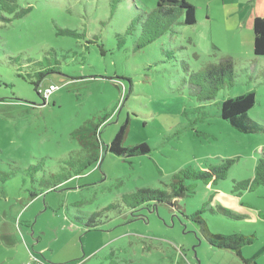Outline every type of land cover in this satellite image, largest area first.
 <instances>
[{"label":"rangeland","instance_id":"obj_1","mask_svg":"<svg viewBox=\"0 0 264 264\" xmlns=\"http://www.w3.org/2000/svg\"><path fill=\"white\" fill-rule=\"evenodd\" d=\"M217 1L215 18L227 23L219 9L236 0ZM16 2L9 12L0 0V264H242L232 252L209 246L188 218L205 204L200 217L211 234L255 236L242 249L244 258L264 247L258 217L264 187L236 186L253 178L264 155V68L249 78L235 70L229 89L205 101L208 86L203 83V93L192 87L198 80L192 72L220 57L204 51L200 27L177 23L136 49L140 33L130 26L157 0H119L112 15L110 0ZM185 2L201 16L209 0ZM233 28L213 23L206 42L242 68L238 58L251 54L237 52L250 50L251 42ZM49 85L57 88L43 104L35 87ZM248 90L256 93L248 117L261 129L243 134L219 118V106L226 94ZM126 122L123 146L143 144L148 154L125 160L87 150L73 135L87 123L101 124L104 149ZM90 154L98 161L84 167ZM228 159L233 165L225 180L186 182L194 192L175 207L150 204L131 218L127 196L145 188L168 191L180 170ZM216 206L241 218L208 210ZM94 213L100 215L87 232ZM255 260L264 264V252Z\"/></svg>","mask_w":264,"mask_h":264},{"label":"trees","instance_id":"obj_2","mask_svg":"<svg viewBox=\"0 0 264 264\" xmlns=\"http://www.w3.org/2000/svg\"><path fill=\"white\" fill-rule=\"evenodd\" d=\"M6 2L8 5H4V7L9 12H14L18 9L16 0H6ZM118 3L119 0H110L109 10L111 11V15L116 10ZM29 10V8L20 10L15 13V17L23 16L27 14ZM0 11H2L1 7ZM134 19L136 21L135 23H132L130 27L135 29L134 26L136 24L137 28L135 31H139L140 33L136 49H141L149 43L156 41L177 23L184 26H194L196 24L195 8L186 4L185 0H157L155 9L148 11L140 10L139 14L135 16ZM62 32L66 35H70L69 31ZM252 33V57L247 62H245V60L239 61L240 63H245L242 68H240V66L238 67L237 64H235L236 62H232L230 57H225L217 64H207L205 67L203 66L204 68H199L197 72H192L191 76L198 79L196 82L190 84L192 87L199 89L200 93H203V83L208 86L209 91L205 94V101H213L219 92H225L229 89L228 81L234 80L235 77L238 76L235 70L242 71L243 74L249 78V74H255L264 68V14L263 16L253 19ZM101 53L104 54L103 51H101ZM194 55L197 57L196 54ZM54 88L56 90L57 87L54 86ZM44 90L40 91L37 89V86L35 87V91L42 99L43 104L46 103L52 95L51 94L48 99L43 98L42 92ZM55 90L53 92H55ZM255 98L256 93L254 90H248L247 92L238 95L226 94L225 98L221 99L219 106V118L227 122L239 133L252 134L258 132L261 129L259 125L248 117V112L255 104ZM100 125L101 124L94 125L87 123L85 126L77 129L73 135H75L78 139L80 145L87 150L89 149L90 151H93L101 148L102 152L106 151L111 155L122 157L125 160L149 153V148L143 144L134 147L123 146L127 122L120 126L111 142L103 149L99 140ZM97 161V157L90 154L84 167L90 165L91 163H96ZM232 165L233 160L228 159L222 161L219 166L210 167L205 170H194L193 168L188 167L180 170L172 177V183L168 191L153 190L149 188L140 189L137 190L136 193L127 196L123 202L133 213L131 218H139L140 216L134 215V213L143 210L144 207L149 208L150 204L153 205L154 210L156 209L157 204L167 203L170 206L175 207V201L177 199L183 198L189 194L191 195L194 192V186L186 185V182H201L204 185H215L217 182L225 180ZM236 186L240 190L246 192H251L256 187H264V155L257 161L254 167L253 178L241 181L237 183ZM233 194L234 192H231V195L234 196V198L239 199V196H235ZM31 196L35 197V194L32 193ZM239 204L241 205L240 201ZM206 206L207 205L205 204L202 210L196 211L188 218L200 225L202 229L201 231L209 246L232 252L240 259L242 264H257L255 258L261 252H264V247L249 258H244V251H242L244 247L252 245L255 242L256 237L253 235L245 236L242 234H211L207 230L205 221L200 217V214L206 210ZM208 210L212 213L234 220L241 218L239 215H236L221 206H216L214 209L209 208ZM99 215L100 213H94L88 219L86 223L87 232L91 231L94 227V221ZM258 217L264 220V214L259 213Z\"/></svg>","mask_w":264,"mask_h":264},{"label":"crops","instance_id":"obj_3","mask_svg":"<svg viewBox=\"0 0 264 264\" xmlns=\"http://www.w3.org/2000/svg\"><path fill=\"white\" fill-rule=\"evenodd\" d=\"M224 3V0H223ZM217 0H209V2L205 5L204 12L199 14L201 16H197V21L194 26L200 27L201 31L206 35V37L210 38L212 24L214 23V27L219 26H229L232 25L237 32H241V34L248 38L249 42H251L250 50L245 49L243 51H238V55H246L250 58H238L239 61L245 60V62L249 61L252 57V45H253V33H252V21L256 17L263 16L264 14V0H236L235 2L231 1L230 4H225L224 7H220V11L222 14L228 18V22L225 23L223 20H218L215 18V6H218ZM197 11V10H196ZM243 30V31H242ZM241 37V35H238ZM207 38H203L202 45L205 47L206 53H213L212 57H220L216 58L217 63L220 62L225 57H229L227 55L220 54L213 46L214 44H208L206 42ZM197 46V45H196ZM198 47V46H197ZM209 51V52H208ZM249 53V54H248ZM231 58V57H230ZM232 59V58H231ZM210 63V62H209ZM246 68V67H245ZM257 263V262H256Z\"/></svg>","mask_w":264,"mask_h":264},{"label":"built area","instance_id":"obj_4","mask_svg":"<svg viewBox=\"0 0 264 264\" xmlns=\"http://www.w3.org/2000/svg\"><path fill=\"white\" fill-rule=\"evenodd\" d=\"M54 90L55 88L53 85L48 86V88L42 92L43 98L48 99V97L53 93Z\"/></svg>","mask_w":264,"mask_h":264}]
</instances>
